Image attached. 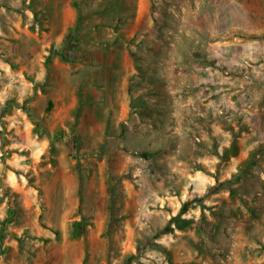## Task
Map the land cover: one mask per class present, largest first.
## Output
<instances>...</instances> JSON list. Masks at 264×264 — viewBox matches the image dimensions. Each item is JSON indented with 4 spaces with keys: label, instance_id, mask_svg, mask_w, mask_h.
I'll return each instance as SVG.
<instances>
[{
    "label": "rangeland",
    "instance_id": "obj_1",
    "mask_svg": "<svg viewBox=\"0 0 264 264\" xmlns=\"http://www.w3.org/2000/svg\"><path fill=\"white\" fill-rule=\"evenodd\" d=\"M0 264H264V0H0Z\"/></svg>",
    "mask_w": 264,
    "mask_h": 264
},
{
    "label": "trees",
    "instance_id": "obj_2",
    "mask_svg": "<svg viewBox=\"0 0 264 264\" xmlns=\"http://www.w3.org/2000/svg\"><path fill=\"white\" fill-rule=\"evenodd\" d=\"M80 17L78 16V21H79ZM51 107V103L48 102L47 104V107H46V111ZM172 223L174 225H176V227L178 229H182L184 227H186V225L188 224L187 221L185 220H180V219H173ZM82 234V227H81V223H77V222H74L73 223V227H72V236L74 237H78Z\"/></svg>",
    "mask_w": 264,
    "mask_h": 264
}]
</instances>
